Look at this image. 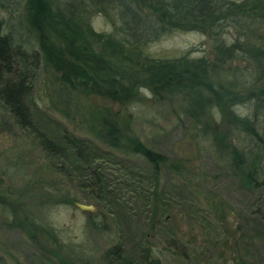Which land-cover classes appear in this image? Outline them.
Instances as JSON below:
<instances>
[{"label":"rangeland","instance_id":"rangeland-1","mask_svg":"<svg viewBox=\"0 0 264 264\" xmlns=\"http://www.w3.org/2000/svg\"><path fill=\"white\" fill-rule=\"evenodd\" d=\"M10 1L14 3L16 16L22 0ZM10 6L0 7V15L7 20ZM112 19V15L96 11L91 23L96 31L111 33ZM222 32L219 36L228 44L238 35L235 28L224 27ZM214 43L207 33L198 30L170 31L148 43L140 51L142 57L133 62L140 66L151 57L181 56L215 60ZM121 58V63L127 62L123 55ZM231 61L240 69L247 65L245 60ZM15 65L31 81L33 109L48 119L39 121L35 117L40 131L52 127L109 149L101 117L105 110L120 114L122 147L114 149L112 162L103 163L110 180L118 187L121 203H97L89 197L87 189L52 169L34 128L21 127L0 100V200L17 215L16 224L6 228L2 222L5 216L0 213V264H8L1 262L5 252L13 255L11 264H37L41 252L26 239L18 221L26 205L38 202L46 206L47 223L59 231L62 244L70 252L67 258L62 254L64 264H105L103 250L116 244L134 260L140 256L142 246L153 247L162 264H228L237 255L254 264H264V201L246 187L243 174L231 169L227 162L230 139L236 143L229 134L233 117L227 108L220 105L215 108V103L205 105L200 120L194 122L181 108L187 100L181 95L157 96L146 84V74L134 77L126 102L123 97L106 99L89 87L85 91L58 80L32 52L26 56L25 64L16 57ZM235 109L247 112L244 104ZM132 134L170 161L181 162L179 171L161 167L159 188L164 187L165 203L171 211L156 233L150 230L149 218L157 189L150 181L140 182L132 172L150 173V166L130 152L126 138ZM35 179L57 181L56 185L64 192L52 200L43 188L31 183ZM76 203L92 205L93 210H83Z\"/></svg>","mask_w":264,"mask_h":264},{"label":"trees","instance_id":"trees-1","mask_svg":"<svg viewBox=\"0 0 264 264\" xmlns=\"http://www.w3.org/2000/svg\"><path fill=\"white\" fill-rule=\"evenodd\" d=\"M5 5L10 6L9 11L6 9L10 20L0 15V100L21 127L34 128L51 168L87 189L92 200L121 203L118 187L103 163L112 162L114 149L122 147L120 114L105 110L101 117L109 149L51 126L49 131H40L35 117L39 121L48 119L33 109L31 81L24 70L16 67V57L25 64L26 56L32 52L58 80L85 91L89 87L106 99L123 97L126 102L134 77L146 74V84L157 96H183L187 102L181 108L194 122L200 120L205 105L215 103V108H227L234 121H230L229 134L236 140L232 143L230 139L227 162L231 169L243 174L246 187L264 201V0H22L16 16L14 3L0 0V7ZM96 11L112 15L113 32L94 29L91 18ZM224 27L238 32L230 44L219 36ZM178 30L207 33L215 42V60L205 56L150 59L145 55L147 63L134 64L148 43ZM122 55L127 62L121 63ZM232 58L247 61L245 69L233 66ZM227 63L230 66L225 67ZM239 104L246 105V113L237 112L235 107ZM126 139L131 154L150 166L149 174L132 172L140 182L150 181L157 189L149 218L150 230L156 233L171 211L165 203L164 187L159 188L161 167L179 171L181 162L170 161L135 134ZM31 183L43 188L52 200L64 192L57 181L35 179ZM45 207L40 202L26 205L18 225L30 244L41 252L37 264H64L62 254L67 258L70 252L62 244L59 231L47 223ZM15 212L0 200L6 228L16 224ZM175 239L171 242L176 247ZM139 252L136 260L131 259L116 244L103 250L102 259L105 264H162L153 247L142 246ZM12 260L11 253L2 254V263L11 264ZM228 264L254 263L237 255Z\"/></svg>","mask_w":264,"mask_h":264},{"label":"water","instance_id":"water-1","mask_svg":"<svg viewBox=\"0 0 264 264\" xmlns=\"http://www.w3.org/2000/svg\"><path fill=\"white\" fill-rule=\"evenodd\" d=\"M76 205L83 209V210H87V211H91L93 210V206L92 205H85V204H82V203H76Z\"/></svg>","mask_w":264,"mask_h":264}]
</instances>
